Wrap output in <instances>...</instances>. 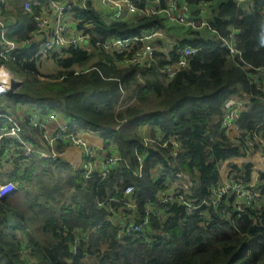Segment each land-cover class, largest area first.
I'll list each match as a JSON object with an SVG mask.
<instances>
[{"label":"trees","instance_id":"trees-1","mask_svg":"<svg viewBox=\"0 0 264 264\" xmlns=\"http://www.w3.org/2000/svg\"><path fill=\"white\" fill-rule=\"evenodd\" d=\"M12 1L15 11L10 14L15 24L6 35L23 42L31 38L35 16L45 0H30V12H23L24 0ZM185 1L194 16L198 15L199 3L211 2L208 19L222 35L233 22L238 29L241 55L233 57L220 48L213 35L200 36L182 26L196 37L178 38L170 61L177 58L176 50L184 44L200 50L186 67L167 80L160 79V70L170 61L161 52H156L153 65L140 73L141 80L134 66H120L118 57L100 49L90 52L69 48L62 57L55 54L59 70L50 74H42L37 68V43L16 48L11 52L12 59L0 58V65L8 70L14 68L23 77L11 93L0 97V104L4 102L2 113L7 107L24 104L40 105L44 112L54 110L66 119L68 131L98 133L103 148L114 147L124 160L106 179L84 178L80 169L74 170L60 159L33 156L22 172L15 161L5 179L15 182L17 190L0 202L9 213L0 210V264H264V202L231 220L212 209L205 216L198 212L186 215L182 206L159 204L169 215L161 224L151 217L150 225L168 237L155 235L151 244L131 239L118 241L115 227L105 221L106 210L97 206L98 200L120 195L123 187L130 184L134 187L131 196L137 200L142 216L145 202L166 188L167 177H172V170L164 175L156 170L158 164L166 165L169 159L175 169L191 175V196L204 197L219 178L218 163L246 151L243 139L236 144L221 127L222 105L230 96L251 97V106L240 114L238 126L244 132L260 131L264 138V91L251 76L256 68H264V0H252L249 10L237 8L232 0ZM137 7L142 8L143 2ZM70 12L76 28L89 35L92 45L113 37L139 36L155 28L169 34L172 26L162 14L109 20L89 3L84 8L72 7ZM77 67L87 70L75 73ZM5 122L0 117V125ZM156 131L180 140L182 153L175 160L164 148L138 145L143 134L153 137ZM137 151L144 156L140 174H134ZM52 167L58 169V177L51 174ZM245 169L248 178L250 166ZM31 180H35L33 188L18 185ZM23 230L28 233L29 243L22 236ZM25 250L35 260L24 257Z\"/></svg>","mask_w":264,"mask_h":264},{"label":"built area","instance_id":"built-area-1","mask_svg":"<svg viewBox=\"0 0 264 264\" xmlns=\"http://www.w3.org/2000/svg\"><path fill=\"white\" fill-rule=\"evenodd\" d=\"M69 4L59 3L49 0L48 5L54 9L56 20L51 30H47L49 17L46 14L38 13L35 16L36 27L35 36L41 39L40 45L34 54L35 59L41 57H53L58 49L80 48L94 52L102 50L105 53L118 57L120 66H134L137 76L149 69L155 62L156 52L163 53L167 60H171V51L177 45L178 38L169 35L160 28L148 30L139 36L127 38L113 37L102 43L92 45L90 37L82 31L72 29L62 16L65 12L71 11L72 7L84 8L87 3L93 7V2L97 1L103 9V15L109 20H129L130 17L138 18L142 16H152L162 14L171 24H178L189 28L195 32H207L210 36L216 37L218 46L226 49L233 57L240 56V39L238 29L233 22L229 23L227 33L220 34L209 22L206 13L208 2L198 4V15H191V6L185 0H78ZM237 8L249 10L253 7L252 0H232ZM143 7L138 8L137 3H142ZM76 4V5H75ZM23 10L31 11L30 0L23 1ZM264 16V10L262 11ZM6 25L0 20V58L2 60L12 59L11 52L16 49L18 42L7 37L5 32ZM30 39L24 41L29 43ZM86 44V45H85ZM200 47L184 44L176 50L177 58L166 63L160 70V79L167 80L172 78L180 69L189 64L190 58L194 56ZM59 53L58 57H62ZM244 68H250L245 65ZM87 68H75V73H83ZM252 79L257 87L264 91V68H256L251 72ZM16 83L14 77L4 65H0V97L11 93ZM123 95H121L122 98ZM19 106L26 107V114L23 117L13 116L11 113H2L0 105V117H4L6 122L0 125V167L1 161L6 164L7 171L14 168V162H18V170L22 172L25 163L33 156L39 159L55 161L59 159L63 147H77L82 150L83 158L78 169L82 171L83 177L90 179L97 176L106 179L110 171L121 161H124L114 147L110 149L97 150L94 145L89 143L82 135L90 132L84 129L74 131L67 130L66 124H57L50 127V123L56 121L61 116L58 112L47 109L45 112L42 106L36 104H24ZM251 106V97L244 95H234L228 97L222 105L220 123L225 134L236 144L240 139L244 140L245 153L229 157L218 163V180L213 183L208 193L198 198L191 196L192 180L188 172L175 169L174 164L169 159L166 165L158 164L156 170L164 175L167 170H172V177H167L166 188L158 191L153 198L144 204V213L140 216L137 210V200L133 198V185L127 184L123 187L120 195H112L97 201L99 208L106 210L105 221L110 222L115 227L116 239L124 242L125 239L138 240L140 242L153 243L155 235H164L166 232L160 228H153L150 225L151 217L158 223H164L169 212L160 208L159 204L174 203L182 206L186 215L195 212L202 215L208 214L207 210L212 209L220 217L231 220L233 216L241 217L248 210L258 208L264 202V138L260 131L252 130L244 132L238 126L240 114ZM119 107V104L116 108ZM64 118V117H63ZM29 132L38 138L37 141L25 137L22 132L26 126ZM34 129V131L32 130ZM140 147L151 148L159 146L168 150L169 155L175 160L182 153V145L176 136L164 137L159 131L153 137L143 134ZM257 154L261 163L254 161L245 162L244 165H234L229 161L232 158H245ZM138 167L134 174H140L144 156L136 152ZM249 165V177L245 174ZM128 167V166H127ZM13 170V169H12ZM1 173V172H0ZM7 173V172H6ZM5 178V177H4ZM17 190L15 182L8 180L0 181V202L14 194ZM253 220L256 216L252 215ZM88 234V232H87ZM77 239L74 240L73 251L76 250Z\"/></svg>","mask_w":264,"mask_h":264},{"label":"crops","instance_id":"crops-1","mask_svg":"<svg viewBox=\"0 0 264 264\" xmlns=\"http://www.w3.org/2000/svg\"><path fill=\"white\" fill-rule=\"evenodd\" d=\"M48 1L49 0H45V2H43V4L41 5V9H40L39 13L42 12L43 14L48 15L50 23L47 26V30H51L53 28L54 22L56 20V13L54 12V9H52L51 6L48 5ZM54 1H57L59 3L68 2L69 4L75 2L77 5L80 3V1H78V0H54ZM92 5L96 9V11L104 14L102 7L98 4L97 1H94ZM211 5H212V3L208 2V5L206 7L207 17L211 14V11H210V9H211L210 6ZM30 7H31V4H30ZM22 10H23V7H22ZM14 11H15V5H14L12 0H0V20L6 25V28H5V32L6 33L8 31V28L13 26V24H15V18H14V16L12 14H10L11 12H14ZM192 11H193V9L191 8V13H192ZM23 12H28V11H24L23 10ZM62 16L67 21V23L71 26L72 29H76V22H75V20L73 18V13L72 12L67 11ZM106 19H108V18L106 17ZM132 19H133V17H130L129 20H132ZM174 37L177 38V36H174ZM29 39H30V42L27 43V44H25L24 41L23 42H18L16 48H19L21 46L28 45V44H31V43H37L38 46L40 45L41 39H40L39 36H35L34 32H33L32 36H31V38H29ZM66 51L67 50L65 48L58 49V52L55 53L56 57L61 52L63 53V55H65L67 53ZM88 51H90V50H88ZM49 58L50 57H41V58H39L37 60H44V59L47 60ZM51 58H53V57H51ZM39 62H42V61H39ZM12 110H13L12 113H14L16 117H22L27 112L25 106H17L15 108H13ZM6 112H8L7 109H6ZM57 124H66V119L63 118V117H59L56 121L50 123V127H54ZM23 129H24V131L22 132V134L24 136H26V137H28L30 139L32 138L35 141L38 140V138L36 136H33V134L31 132H29V129H28L27 125L24 126ZM82 135L87 139V141L89 143L94 145L97 150L101 151V155H99V158L102 157L104 155L103 152H102L103 140L99 136V134L96 133V132H91L90 131V132H84ZM82 158H83L82 150L80 148H77V147H70V146L69 147H63L61 152H60V154H59V159L61 161H63V162L68 163L74 169H78L79 168L80 163L82 161ZM251 161H254L255 163H258V164L261 163L260 159L257 157V154L252 155V157L251 156H247L245 158H232L229 162L234 164V165H236V166H238V165H244L245 162H251ZM1 164H2L1 165L2 167H0V172L7 171L6 170V166H5L6 164L2 163V161H1Z\"/></svg>","mask_w":264,"mask_h":264},{"label":"rangeland","instance_id":"rangeland-1","mask_svg":"<svg viewBox=\"0 0 264 264\" xmlns=\"http://www.w3.org/2000/svg\"><path fill=\"white\" fill-rule=\"evenodd\" d=\"M172 24V23H171ZM171 27V29H170V33H169V35H173V36H177V38L179 37H188V38H194V37H196V36H194V34L193 35H191V33H189V31L186 29V28H184V27H182V26H179V25H173L172 24V26H170ZM205 36L206 35V37H209L210 36V34L209 33H207V32H202V33H200V36ZM39 61H42V62H39ZM37 68H38V70H39V72L40 73H42V74H50V73H55L56 71H58L59 70V68H58V66H57V63H56V61L54 60V58H49V59H44V60H37ZM9 68V67H8ZM10 73H11V75L14 77V79H15V81H16V83H18V82H20L21 80H23V77L22 76H20L19 74H17V72H16V70L14 69V68H12V67H10L9 68V70H8ZM50 81V80H49ZM4 103V102H3ZM7 102H5V104H6ZM1 105V107L4 105V104H0ZM3 108V107H2ZM13 108H7V110H8V113H12V110ZM12 115L13 116H15V114L14 113H12ZM23 117V116H22ZM2 169V168H1ZM12 169H13V166H12ZM12 169H9L8 171H2L1 173H0V175L1 174H3L4 176H0V179L1 180H7V179H5V178H3V177H5V174H6V172H11V170ZM74 169V168H73ZM7 170V169H6ZM74 170H76V169H74ZM51 174H53V175H55L56 177H58L59 176V173H58V169L57 168H55V167H52L51 168ZM64 175V173H62V176ZM0 180V181H1ZM18 183V182H17ZM33 184H35V180H31V181H21V182H19L18 183V185L19 186H22V187H24V188H33ZM0 210H2L5 214H7V215H9V213H7L8 211H6V209H4V207L0 204ZM22 236H23V238H24V240L26 241V242H28L29 243V237H28V233H27V231H25V230H23L22 232ZM23 256L24 257H27V258H29V259H31V260H35V258H34V256L33 255H31V253H30V251L28 250H25L24 251V253H23ZM88 260H89V258H88V256L85 258V262L87 263L88 262Z\"/></svg>","mask_w":264,"mask_h":264},{"label":"water","instance_id":"water-1","mask_svg":"<svg viewBox=\"0 0 264 264\" xmlns=\"http://www.w3.org/2000/svg\"><path fill=\"white\" fill-rule=\"evenodd\" d=\"M17 85H18V83H15L14 86H13V89H15Z\"/></svg>","mask_w":264,"mask_h":264},{"label":"snow or ice","instance_id":"snow-or-ice-1","mask_svg":"<svg viewBox=\"0 0 264 264\" xmlns=\"http://www.w3.org/2000/svg\"><path fill=\"white\" fill-rule=\"evenodd\" d=\"M0 91H2V89H0Z\"/></svg>","mask_w":264,"mask_h":264}]
</instances>
